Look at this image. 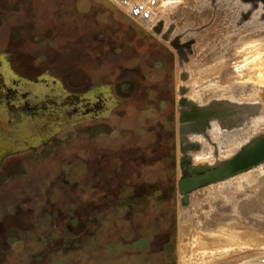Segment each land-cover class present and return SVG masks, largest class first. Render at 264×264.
<instances>
[{
  "label": "rangeland",
  "instance_id": "rangeland-1",
  "mask_svg": "<svg viewBox=\"0 0 264 264\" xmlns=\"http://www.w3.org/2000/svg\"><path fill=\"white\" fill-rule=\"evenodd\" d=\"M125 1L138 10L139 0ZM145 1L149 2L144 0V10ZM193 1L198 5L199 0ZM218 1L209 0V6L220 13L193 16L197 27L210 22V31L188 33V66L192 67L191 60L197 71H203L212 64L214 71L212 67L222 63V53L214 60V52L220 44L230 45L223 81L227 88H235L227 89L226 113L242 121L224 135L204 140V158L184 160L188 152L178 148L181 134L178 137L175 122V53L139 25L136 16L111 0H0V76L37 78L48 73L69 92L107 86L115 98L98 120H73L47 141L43 133L36 138L40 144L1 157L0 236L21 239L23 244L0 243V254L40 253L50 245L35 247L31 241L49 234H56L58 249L66 237L82 239L89 225L78 224L70 215L73 212L80 221L89 216H79L83 193L102 185L122 189L127 171L152 165L148 176L154 179L155 190L166 186L160 176L172 169L166 122L173 119L176 236L175 259L167 264H264V162L200 187L189 194L187 203L177 187L178 179L188 174L189 162L215 165L264 137V2ZM216 22L226 33L212 30ZM216 66L220 74L226 72L222 64ZM250 97L257 107H252L251 118L244 119L250 115ZM184 161L186 168L181 166ZM116 199L111 195L102 200ZM164 236L159 232L154 236L151 250L161 251ZM148 246L140 252L128 246L101 252L94 248L71 263L56 264H164V255H152Z\"/></svg>",
  "mask_w": 264,
  "mask_h": 264
},
{
  "label": "trees",
  "instance_id": "trees-1",
  "mask_svg": "<svg viewBox=\"0 0 264 264\" xmlns=\"http://www.w3.org/2000/svg\"><path fill=\"white\" fill-rule=\"evenodd\" d=\"M93 121L87 120L86 122L92 123ZM166 124H168L166 129L170 131L171 136L168 146L171 150L170 160L172 162V169L167 174L160 176L167 184L166 186L155 190L154 179L148 176L151 169H153L151 165L143 169L127 171L122 189H109L105 185L100 188L90 187L89 191L83 193L78 204L80 207L79 216H89L80 221V218L75 217L73 212L70 215V218L78 224L89 225L86 230L88 234L85 237L77 242H74L70 237H66L61 243V248L58 249L57 244H60V242L56 241V234L44 235L31 241V245L35 247L50 245L46 250L39 253L34 250L37 248H34V251L22 256L5 251L0 254V264H56L59 261L71 263L78 255L90 253L94 248L101 252L114 249L117 246H128L140 252L145 248L143 247L145 244L146 246L149 245V248H147L152 255H164V264L174 261L176 136L173 119L167 120ZM83 169L86 171V167ZM111 195H114L117 199L103 202L104 197ZM90 197L92 200L89 199ZM70 218L66 222H70ZM45 220L43 219L42 222ZM44 223L47 224L48 220ZM158 232L165 234L160 252L151 250L152 247H150L152 239ZM149 236L151 237L149 238ZM22 241L21 239H4L3 236H0V243H9L11 247L23 244Z\"/></svg>",
  "mask_w": 264,
  "mask_h": 264
},
{
  "label": "water",
  "instance_id": "water-1",
  "mask_svg": "<svg viewBox=\"0 0 264 264\" xmlns=\"http://www.w3.org/2000/svg\"><path fill=\"white\" fill-rule=\"evenodd\" d=\"M58 81L48 73L37 78H22L16 74L13 79L0 76V120L3 121L0 125V159L10 152L40 144L36 138L43 133L45 142L58 127L73 120L105 115L111 109L109 102L114 97L107 86L72 93ZM185 132L182 128L181 133ZM180 149L182 152L188 150L182 146ZM263 161L264 137L216 165H191L188 169L191 174L179 178L177 187L187 203L189 194L200 187L224 180ZM181 166L186 168V162Z\"/></svg>",
  "mask_w": 264,
  "mask_h": 264
},
{
  "label": "crops",
  "instance_id": "crops-1",
  "mask_svg": "<svg viewBox=\"0 0 264 264\" xmlns=\"http://www.w3.org/2000/svg\"><path fill=\"white\" fill-rule=\"evenodd\" d=\"M117 4L120 9L129 15L136 16L139 19L138 24L142 25L144 29L154 35L159 41H164L174 51V79H175V103H176V117L175 122L177 126V133L179 132V147L186 148L188 154L185 157L196 160L204 158L202 155L204 151V143L211 136L224 135L226 131L227 119L232 118L233 115L229 114L227 117V89L235 88V86L227 88L224 79V74H220L219 67L215 70H210L207 65L206 70H198L188 66L187 56V37L188 33L195 30L210 31V22L195 26L194 15L199 14H217L220 10H210L209 0H199L198 5L193 0H148L145 1V10L143 8V0L138 5V10L132 8L125 0H111ZM219 4L218 0H214ZM163 5V8H161ZM132 9H131V8ZM147 9V10H146ZM120 13L123 14V12ZM166 16V17H165ZM153 22L150 23L148 20ZM226 30L220 28L217 23H213L212 30L215 29ZM180 48L182 51H180ZM184 50V51H183ZM183 52V54H182ZM186 55H185V54ZM223 60V59H222ZM220 61V60H218ZM187 62V65L185 66ZM220 63V62H219ZM200 68V64H199ZM219 71V72H218ZM206 73V76L202 73ZM199 75V76H198ZM218 76V77H217ZM193 79V81L191 80ZM222 86V87H221ZM224 89V90H223ZM232 90L230 93H233ZM250 115L243 117L244 119L251 118L252 107H257V101L252 100L251 97L247 101ZM242 118V119H243ZM185 128V133H181V129ZM199 137V138H198ZM205 140V141H204ZM208 157V155H207ZM220 161L216 162L219 163ZM191 162H189V169ZM202 165H209L198 163ZM197 164V165H198ZM193 165H196L193 163ZM214 165V164H213ZM210 165V166H213ZM216 165V164H215ZM253 167V166H252ZM251 168V167H250ZM190 170H187V175H190ZM207 184L205 186L211 185ZM204 187V186H203Z\"/></svg>",
  "mask_w": 264,
  "mask_h": 264
},
{
  "label": "bare ground",
  "instance_id": "bare-ground-1",
  "mask_svg": "<svg viewBox=\"0 0 264 264\" xmlns=\"http://www.w3.org/2000/svg\"><path fill=\"white\" fill-rule=\"evenodd\" d=\"M143 1H144V0H143ZM140 2H141V1H140ZM138 3H139V2H138ZM128 4H129V3H128ZM134 7H135V6H134ZM139 7H140V6H139ZM136 8H137V7H136ZM210 14H211V13H210ZM234 14H235V13H234ZM225 17H226V16H225ZM218 18H220V17H218ZM206 19H207V18H206ZM208 19H209V18H208ZM218 20H219V19H218ZM216 21H217V19H216ZM230 21H231V20H230ZM205 23H206V22H205ZM216 23H217V22H216ZM225 23H226V22H225ZM219 24H221V23L219 22L218 25H219ZM219 26H220V25H219ZM221 26H222V25H221ZM221 26H220V28H221ZM225 26H226V24H225ZM230 26H231V25H230ZM226 28H227V26H226ZM227 29H228V28H227ZM255 29H257V28H255ZM235 30H236V29H235ZM217 31H218V29H217ZM222 31H223V30H222ZM230 31H231V30H230ZM223 32L226 33L225 31H223ZM219 33H221V31H219ZM219 33H217V34H219ZM261 33H262V32H261ZM222 34H223V33H222ZM224 35H225V34H224ZM212 36H213V35H212ZM216 36H217V35H216ZM219 36H220V35H219ZM223 37H224V36H223ZM225 37H226V36H225ZM218 39H220V37H219ZM222 40H223V39H221V40H220L221 42H219V43H222ZM217 41H218V40H217ZM223 41H224V40H223ZM225 41H226V40H225ZM232 42H233V41H232ZM214 43H215V42H214ZM214 43H212V44H214ZM223 43H224V42H223ZM227 44H228V43H227ZM230 44H233V43H230ZM220 45H221V46H219L220 48L218 47L220 50L218 49L219 51H215V52H214L215 54H213V56H217V57H216V58L213 57V58H214V60H215V59L217 60V58H219V56L221 55V54H219V53H222V59H223V61H222V59H221V57H220L221 62H222V63H220V64H222L223 69H224V68H226V66H228V65H226V62H229V61L226 60L227 58H224V57H226L227 53L225 54V52L228 51V48H227V47H229L230 45L228 44V46H227L226 43H225L226 46H225V45H222V44H220ZM233 45H234V44H233ZM233 45H232V46H233ZM216 49H217V47H216ZM216 49H215V50H216ZM229 49H230V48H229ZM212 50H213V49H212ZM230 51H231V50H230ZM216 53H217V54H216ZM224 54H225V56H224ZM232 54H233V53H232ZM230 55H231V54H230ZM237 55H238V54H237ZM227 56H228V55H227ZM207 58H208V57H207ZM208 59H209V58H208ZM208 59H207V60H208ZM210 59H211V58H210ZM220 59H219V60H220ZM205 60H206V59H205ZM205 60H204V61H205ZM211 62H212V61H211ZM232 63H233V62H232ZM220 64L218 63V65H220ZM211 65H212V64H211ZM216 65H217V64H216ZM216 65H215V66H216ZM218 65H217V66H218ZM229 65H230V64H229ZM217 66H216V67H217ZM251 66H252V65H251ZM206 67H207V66H206ZM209 67H210V66H209ZM201 68H202V67H201ZM217 68H218V67H217ZM220 68H221V70H223L222 67H220ZM250 68H251V67H250ZM250 68H249V69H250ZM252 68H253V67H252ZM252 68L250 69L251 71L254 69V68H253V69H252ZM196 69H197V68H196ZM227 69H228V68H227ZM198 70H199V69H198ZM205 70H206V69H205ZM224 70H225V69H224ZM203 71H204V68H203ZM219 71H220V70H219ZM219 71H218V72H219ZM225 71H226V70H225ZM228 71H229V70H227L226 72H223V74H225V76H226V73H227ZM228 75H229V74H228ZM198 76H199V75H198ZM217 77H218V76H217ZM232 82H233V81H232ZM221 87H222V86H221ZM223 90H224V89H223ZM238 112H239V111H238ZM253 132H254V131H253ZM243 139H244V138H243ZM226 141H227V140H226ZM226 141H223V142H226ZM238 141H239V140H238ZM239 142H240V141H239ZM226 143H227V142H226ZM236 145H238V144H236ZM238 146H239V145H238ZM238 146H237V147H238ZM235 148H236V146H235ZM227 149H229V148H227ZM232 149H234V148H231L230 150L232 151ZM230 150H229V151H230ZM216 208H217V207H216ZM220 212H221V211H220ZM218 213H219V212H218ZM229 213H230V212H229ZM224 215H225V214H224ZM229 215H230V214H229ZM224 250H225V249H224ZM235 257H236V256H235Z\"/></svg>",
  "mask_w": 264,
  "mask_h": 264
},
{
  "label": "flooded vegetation",
  "instance_id": "flooded-vegetation-1",
  "mask_svg": "<svg viewBox=\"0 0 264 264\" xmlns=\"http://www.w3.org/2000/svg\"><path fill=\"white\" fill-rule=\"evenodd\" d=\"M4 59V58H3ZM0 63L2 64V59L0 58ZM229 120V121H228ZM227 124H226V130H227V128H230V127H232L233 125H236V124H238L240 121H242L241 119H236V118H234V117H232V118H229V119H227ZM255 142V141H254ZM252 144V143H251ZM251 144H249V145H251ZM248 145V146H249ZM264 162V161H263Z\"/></svg>",
  "mask_w": 264,
  "mask_h": 264
}]
</instances>
